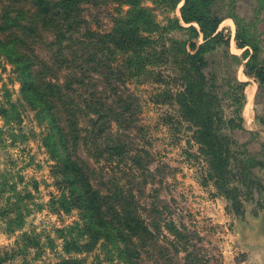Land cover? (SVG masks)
I'll use <instances>...</instances> for the list:
<instances>
[{
    "label": "rangeland",
    "instance_id": "rangeland-1",
    "mask_svg": "<svg viewBox=\"0 0 264 264\" xmlns=\"http://www.w3.org/2000/svg\"><path fill=\"white\" fill-rule=\"evenodd\" d=\"M61 1L48 0L50 10ZM258 1L207 0L208 14L223 18L217 32L229 44L204 53L202 63L187 57L205 42L200 25L181 18L185 0H74L63 10L72 11L67 20L39 23L31 74L37 61L46 63L45 79L81 109L75 130L67 123L61 128L66 147L52 131L51 115L65 116L68 106L47 97L33 101L23 75L0 51V264L117 261L111 260L117 253L111 239L91 232L80 203L62 197L68 192L57 156L67 151L95 191L133 195L156 231L153 240L139 243L142 264L183 263L186 252H175L183 243L203 264H264V81L255 75L264 78V4ZM7 6L34 10L28 0H0V25ZM233 14L254 34L257 52L236 46ZM105 47L116 50L113 63H124L121 73L109 76L111 84L88 65ZM246 50L254 57L250 76ZM198 66L215 98V130L227 158L222 176L176 99L188 80H198ZM97 97L111 111L104 109L105 126L92 127L96 116L83 101ZM40 103L56 108L43 112ZM113 145L120 151H110ZM168 223L180 230L182 244H171Z\"/></svg>",
    "mask_w": 264,
    "mask_h": 264
},
{
    "label": "trees",
    "instance_id": "trees-1",
    "mask_svg": "<svg viewBox=\"0 0 264 264\" xmlns=\"http://www.w3.org/2000/svg\"><path fill=\"white\" fill-rule=\"evenodd\" d=\"M12 1L21 3L23 0ZM28 1L32 4V8L34 9L33 12H30V10L15 9L9 6L5 7L6 9L2 18L3 23L0 25V34H5L6 37L9 38L6 40L4 37L0 39V51L8 54L20 74L23 75V90L31 95L33 101L38 100L37 98L45 99L47 97L52 104H54V99H58L63 107L68 106L65 110L67 112L65 116L62 115L58 119H54V115H51L53 121L52 131L57 129L58 141L63 142L65 145V142H67L66 134H63V132L60 134L61 128L67 123L69 127L75 130L77 123L76 116H78L77 112H80L81 109L74 103L73 99L68 96L69 94H62L58 85L45 79L46 74H48L46 73V63L37 61V70L34 71L35 76L31 74L32 68L35 66V59L37 58L32 46L37 44V25L40 23L45 27L46 25H52L58 20L63 21L64 18L67 20L69 18L68 15L72 11L69 12L65 10L63 13V10L67 7L66 4L71 6L74 0H62L60 2L61 6L56 7L55 11L50 10L48 0ZM206 2L207 0H185V6L182 8V20L186 23L197 22L200 25V32L203 34V40L205 42L199 46L194 55L187 56L192 62L199 60V62L202 63L204 61V53L213 50L215 47H223V43L226 47L229 44L228 40L222 37L223 34L217 32L218 26L223 18L215 14L209 15L205 7ZM263 4L262 0L258 1L260 7H263ZM12 13L14 14L12 15ZM35 15L39 16L38 21L34 20L33 16ZM232 19L236 26V46L242 49L248 47L257 52L258 49L256 47L258 42L254 34L248 29L244 19L234 14ZM191 30L194 31V35L198 37L199 34L196 29L191 27ZM18 33H20V35ZM127 37L133 39L130 34H127ZM192 46L195 47L194 44ZM115 52L116 50L113 47H105V49H101L94 53L93 59L88 60V65H90V62L94 64V69L98 71L104 79L110 80L108 84H111L113 80L109 79V76L121 73V68L124 65V63L119 61L113 63L115 59L112 57L115 55ZM248 54L246 50L243 54L244 59ZM248 57L249 59L245 65V74L250 76V73L247 72V68H253L251 60L254 57L251 55H248ZM85 62L86 57H83L81 66L85 65ZM131 64L132 63L129 62V65ZM131 67L132 66H129L127 68L130 72H132ZM41 68L45 69L42 76L41 71L38 70ZM79 69L82 68L79 67ZM197 74L198 80H188L186 86L176 94V99L183 111V117L192 120L193 124L197 126L195 138L197 142L202 145L201 149L205 152L204 154L207 156L209 155L210 159L208 162L211 165L212 163L217 165V169L222 176L224 174V165L227 164V158L223 152L222 139L215 130V123L219 121L213 109L215 98L205 88V75L200 71V66H198ZM255 75L259 78V83H263L264 78L262 74L260 72H255ZM236 83L237 85L244 86L243 83L237 80ZM115 90H113V92ZM92 96L95 95L92 94ZM83 102L85 103V107L89 110H93V114L96 116L91 118V126L96 127L102 122H104L102 124L105 126L108 116L105 110L111 111L110 108L107 107V104L99 97L91 101L84 100ZM40 107L41 111L47 112L54 109L55 106H47L40 103ZM70 108H72L71 112L69 110ZM61 123L63 125H61ZM109 150L120 151V148L113 145ZM57 157L59 160L58 163H60L59 172L62 174L63 182L68 192L67 196L63 193L62 197H64L66 202L77 201L80 203L86 215L85 218L91 232L94 231L98 237L111 239L117 251V253L114 252L116 257H111V260L117 259L113 264H142L139 243L145 241V239L153 240L156 231L154 227L150 229L149 223L141 216V210L135 204L133 195L125 194L120 189L109 188L105 189L104 193L97 192L88 182L86 169L79 165L76 159H73L69 151H67L65 156L59 153ZM217 182L221 187L225 186V182L221 181V177ZM165 230L174 237V239L171 240V244H182L180 242L181 232L174 224H165ZM183 246V248L175 249V252L178 254L182 249L183 252H186L183 263L180 264H203L201 260L195 259V257L191 255L189 249L186 247V243H183ZM172 257L169 260H171Z\"/></svg>",
    "mask_w": 264,
    "mask_h": 264
}]
</instances>
